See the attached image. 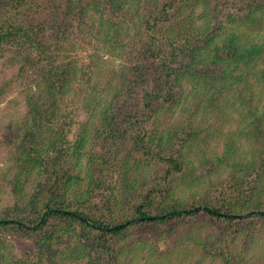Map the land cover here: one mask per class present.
<instances>
[{
  "label": "trees",
  "instance_id": "1",
  "mask_svg": "<svg viewBox=\"0 0 264 264\" xmlns=\"http://www.w3.org/2000/svg\"><path fill=\"white\" fill-rule=\"evenodd\" d=\"M104 6L112 13L104 15ZM77 11L98 15L101 24ZM81 44L91 49V62L76 74L93 83L83 99L90 119L81 126L91 129L102 149L89 159L90 189L78 195L61 164L47 161L46 182L28 209L0 218V233L33 236L38 261L31 264H122V244L133 233L163 237L204 218L217 231L205 241L207 252L223 264H258L231 245L242 237L253 252L264 230V205L250 202L251 184L264 174V0H0V48L14 50L20 74L36 77L33 84L49 104L73 77L71 61L64 60ZM115 57L121 64L114 66ZM240 84L244 92L232 99ZM5 90L3 85L0 97ZM192 95L195 105L203 98L214 104L236 100L239 106L220 110L232 106L254 156L242 179L232 178L211 200L186 208L168 201L185 170L187 145L172 134L170 122ZM252 96L259 101H248ZM201 108L200 102L195 110ZM119 165L125 190L136 184L127 176L137 165L150 177L126 198L119 191L117 210L108 218L107 207L95 210L89 194L101 190ZM57 244L67 245L62 252ZM193 264L206 263L201 257Z\"/></svg>",
  "mask_w": 264,
  "mask_h": 264
},
{
  "label": "rangeland",
  "instance_id": "2",
  "mask_svg": "<svg viewBox=\"0 0 264 264\" xmlns=\"http://www.w3.org/2000/svg\"><path fill=\"white\" fill-rule=\"evenodd\" d=\"M102 9L104 15L113 11L110 6H104ZM77 13L79 16H93L95 19L98 16L80 11ZM98 19L99 17L96 25L101 24ZM77 47V50L69 52L66 56L69 58L64 60L65 63L71 61L74 70L70 73L74 75L64 83L66 88L63 86L58 91L52 105L47 102L45 94L33 84L37 81L35 76L31 77L29 73L20 74L22 63L14 50L0 48V89L3 85L6 87L4 95L0 97V218L28 209L30 199L46 182L44 163L47 161L61 164L62 169L76 184L78 195L90 189L89 159L99 156L102 149L91 129H83L81 126L90 119L85 108L88 101L83 99L92 93L93 83H86L87 78L81 80V75H77L76 71L80 70L77 67L91 62L92 51L87 45L81 44ZM101 47L103 55L109 53L108 47L106 50L105 45ZM114 62V66H117L121 64V59L115 57ZM233 75L236 76L237 72L231 76ZM243 88V84H240L239 88L236 86L232 99L243 93ZM189 90L191 88L186 87V91ZM251 92L253 95L258 93L253 89ZM203 99L199 100L197 105L193 102L194 95L188 100L185 99L170 122L172 134L186 139L187 145L182 151L185 170L177 179L168 201L170 204L177 203L186 208H197L201 201L211 200L215 190L220 189L232 178L242 179L254 156L251 142L247 137L241 136L244 132L238 125L232 106L220 110L225 104L234 103L239 106V103L226 99L214 104ZM248 101L259 100L254 98ZM200 102L202 108L197 111L195 109L199 107ZM206 106L209 109H206ZM178 126L180 128H177ZM122 157H125L124 153ZM239 167H242L241 170ZM122 171L119 165L113 176L103 180L106 183L101 186V190L89 194L93 201L92 207L97 208L95 210L107 207L105 211H108V218L113 217L117 210L114 198L119 191L121 196L126 198V195L136 188L143 187V183L150 177L148 169L137 165L127 176L135 177L136 184L125 190L123 185L121 188V179H124ZM258 173L260 171L256 170L255 176H258ZM252 180L249 178L250 182ZM251 186H255V189L250 194V202L264 205V174L255 178ZM163 201L165 204L166 199ZM216 233L204 218H200L199 222L190 221L183 226L172 228L163 237L154 234L143 237L140 233H133L122 244L119 262L193 264L194 260L203 257L206 264H223V260L206 251L208 248L205 241ZM247 233L244 232V236ZM36 241L33 236L20 238L17 235L5 236L0 233V264H20L21 261L24 264L36 263L39 247ZM142 242H146L144 246L141 245ZM66 245L57 244L56 247L63 252ZM246 245V241L241 237L231 245V251H247L249 257L255 256L253 263L264 264V230L259 233L258 241L251 245L253 252L250 248L246 249ZM84 262L79 261L81 264Z\"/></svg>",
  "mask_w": 264,
  "mask_h": 264
}]
</instances>
